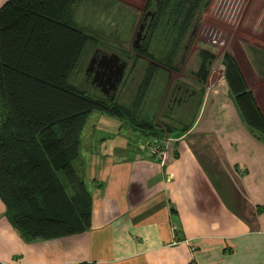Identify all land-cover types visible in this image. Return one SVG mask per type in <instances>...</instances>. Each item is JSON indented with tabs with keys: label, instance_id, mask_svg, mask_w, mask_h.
Wrapping results in <instances>:
<instances>
[{
	"label": "crops",
	"instance_id": "1",
	"mask_svg": "<svg viewBox=\"0 0 264 264\" xmlns=\"http://www.w3.org/2000/svg\"><path fill=\"white\" fill-rule=\"evenodd\" d=\"M237 61L264 113V94ZM199 93L196 105L171 101L161 117L160 97L152 101L155 121L177 137V155L165 166L142 155L139 129L91 113L74 161L92 194L90 227L26 240L0 198V263L264 264V141L242 120L225 77ZM144 108L142 118H151Z\"/></svg>",
	"mask_w": 264,
	"mask_h": 264
},
{
	"label": "trees",
	"instance_id": "2",
	"mask_svg": "<svg viewBox=\"0 0 264 264\" xmlns=\"http://www.w3.org/2000/svg\"><path fill=\"white\" fill-rule=\"evenodd\" d=\"M84 1L7 0L0 8V198L26 240L90 227L92 194L74 166L89 115L106 112L141 132L157 131L154 118L137 115L160 69H180L175 60L211 0H155L147 43L135 48L147 66L130 107L70 82L88 44L100 43L75 24ZM200 57L196 74L206 80L214 54L202 49ZM223 64L242 120L264 141V113L228 50Z\"/></svg>",
	"mask_w": 264,
	"mask_h": 264
},
{
	"label": "rangeland",
	"instance_id": "3",
	"mask_svg": "<svg viewBox=\"0 0 264 264\" xmlns=\"http://www.w3.org/2000/svg\"><path fill=\"white\" fill-rule=\"evenodd\" d=\"M146 1L87 0L77 7L75 24L97 37L100 43L88 44L80 65L71 74V83L90 94L104 95L99 87H96L89 79L87 80L86 69L97 48L104 47L114 50L124 58H129L125 78L114 101L126 107L132 105L137 86L147 66L145 58H137L133 44L138 31V23L142 20L144 12L155 6V0H150V4L143 9ZM197 26V33L181 62L183 64L180 69L166 70L170 72L169 75L160 69L148 92L147 102H145L148 104V100H151V104L148 107L145 104L143 106L145 115L148 113L149 117H154L151 112L154 110L152 101H155V97H160L156 115L161 117L168 113L167 104L171 101L167 100L166 95L169 96L173 87L182 83L190 84L197 91L200 88V91L205 90L206 86L214 87L219 84L225 77L223 54L226 50L249 68L250 76L248 75L247 79L254 91L263 96L264 73L260 71L264 72V0H211L202 10ZM187 40L188 37L186 42ZM141 41L142 39L139 43ZM202 49H207L214 54L206 80L200 79L196 74L201 62L200 50ZM182 52L180 51L175 63L181 59ZM134 73L135 79L130 83ZM137 116L142 118L144 115L142 116V111H140ZM160 117L158 121L166 124Z\"/></svg>",
	"mask_w": 264,
	"mask_h": 264
},
{
	"label": "water",
	"instance_id": "4",
	"mask_svg": "<svg viewBox=\"0 0 264 264\" xmlns=\"http://www.w3.org/2000/svg\"><path fill=\"white\" fill-rule=\"evenodd\" d=\"M150 12V11H149ZM143 25L140 27L137 37H136V46L139 47V41L141 39V33H142ZM197 23L195 24L193 30L190 33L189 39L185 45L184 53L182 54V57L180 59V62H183L186 52L189 49L192 41L194 40V37L197 33ZM146 35H143L142 38H145ZM98 49H103L102 57L98 63L97 68L95 69V77L93 82H96V86L100 88V91L103 92V94L107 95L110 91L113 92V96L110 98L111 101L114 100L115 94L118 91L127 70V67L129 66V59L124 58L121 54L114 50H109L105 48H97L95 52L93 53L89 65L92 64V62L95 60V54L99 52ZM94 84V85H95ZM108 87V88H106Z\"/></svg>",
	"mask_w": 264,
	"mask_h": 264
},
{
	"label": "flooded vegetation",
	"instance_id": "5",
	"mask_svg": "<svg viewBox=\"0 0 264 264\" xmlns=\"http://www.w3.org/2000/svg\"><path fill=\"white\" fill-rule=\"evenodd\" d=\"M155 5H156V3H155ZM145 7H146V4L144 5L143 9H145ZM148 10L150 12L149 11L144 12V15H143L142 20H140V22L138 23V31H139L140 27L143 25V29H142V33H141V35H142L141 36L142 41L139 43V45H140L139 48H141L142 44H144L143 42H145V40L147 38V35L149 33V29H150V27L152 25V22H153V20L155 18V15H156V8H155V6L151 7ZM138 31H137V33H138ZM143 35H146V37L145 38H142ZM136 37H137V35H136ZM133 44H134V47L136 48V38L133 41ZM105 49H107V48H105ZM98 50H99V52L95 54V60L92 62V64H90V65L88 64L87 69H86L87 80L89 79L90 82L93 83V84L96 83V82H93L94 77H95V74H96L95 73V69L97 68L98 63H99V61H100V59L102 57V54L104 52L103 49H98ZM125 58H127V57H125ZM127 59H129V58H127ZM135 76L136 75L134 73L132 79L130 80V83L134 81ZM172 83L170 84V86L172 85ZM95 86H96V84H95ZM96 87H98V86H96ZM106 88H108V87H106ZM169 90H171V89H169ZM117 92H116L115 96H117V94H118ZM101 93L103 94V92H101ZM113 95H114L113 92L110 91L105 96L110 99ZM199 96H200V93L197 90L192 89L189 86H187L186 84H183L182 83V84L178 85L177 87H173V89L170 91L169 96L167 95V100L172 101V103L174 102V103H177L178 104V103H181L182 100L189 99V100L192 101L193 105H196ZM171 108H172L171 107V104L169 103L168 110H171Z\"/></svg>",
	"mask_w": 264,
	"mask_h": 264
},
{
	"label": "built area",
	"instance_id": "6",
	"mask_svg": "<svg viewBox=\"0 0 264 264\" xmlns=\"http://www.w3.org/2000/svg\"><path fill=\"white\" fill-rule=\"evenodd\" d=\"M156 124L158 130L155 132H141L136 145L144 157L153 159L160 165L165 166L174 160L177 155V137L165 123L157 121Z\"/></svg>",
	"mask_w": 264,
	"mask_h": 264
}]
</instances>
